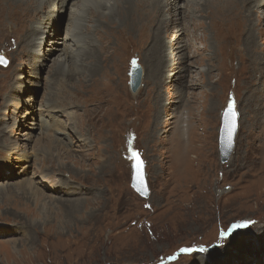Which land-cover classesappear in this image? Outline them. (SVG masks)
<instances>
[{
    "label": "rangeland",
    "instance_id": "374dc122",
    "mask_svg": "<svg viewBox=\"0 0 264 264\" xmlns=\"http://www.w3.org/2000/svg\"><path fill=\"white\" fill-rule=\"evenodd\" d=\"M222 1L198 5L200 12H193L188 2L186 23L178 15L186 2L169 3L166 15L175 18V24L163 36L173 38L180 53L168 48L165 53L174 50L177 65L165 67L169 60L162 47L165 81L159 69L150 76L148 50L158 39L151 31L156 16H146L153 6L146 4L135 18L149 26L143 29L147 38L144 31L116 27L100 53L101 75L94 82L88 73L76 76L72 68L78 63L69 59L61 74L71 78L53 84L50 70L56 68V57H64L63 51L41 60L45 67L21 64L12 69V56L1 50L0 56L7 59L0 64L1 77L11 72L13 85L22 92L16 95L21 99L18 106L0 107V128L6 129L0 133V161L9 143L30 158L23 164L13 159L14 172L0 173V264H264V62L254 61L245 41L246 14H251L254 43L264 60V2L255 0L250 6L240 0ZM4 3L12 15L15 2ZM111 18L120 26L121 18ZM68 23L67 15L65 26ZM66 31L55 33V38ZM115 36L121 42L131 36L128 56L115 49ZM30 47L36 49L35 44ZM47 47L51 45L44 46V53ZM134 61L143 69L136 92L130 86ZM179 67L183 71L175 74ZM103 86L106 93H99ZM99 97H105L108 106L90 123L93 106L86 100ZM173 100L184 117L183 108L191 113L187 136L183 122H176L179 113L173 111ZM231 101L239 126L233 153L223 162L219 136ZM162 102H168L166 109ZM46 103L57 105L62 114L68 133L58 136L68 142L66 147L59 138L40 133L38 114L44 113L39 109ZM13 110L20 115L15 127L7 115ZM128 119L131 129L126 128ZM37 148L43 150L40 161L35 160ZM135 152L145 162L148 197L131 185ZM48 153L51 158L44 161ZM0 167L5 169L1 162ZM42 171H51L53 185L62 180L68 188L60 185L61 191L54 192L49 185L43 191ZM33 179L54 200L46 197L37 204L24 184L18 185Z\"/></svg>",
    "mask_w": 264,
    "mask_h": 264
},
{
    "label": "bare ground",
    "instance_id": "6f19581e",
    "mask_svg": "<svg viewBox=\"0 0 264 264\" xmlns=\"http://www.w3.org/2000/svg\"><path fill=\"white\" fill-rule=\"evenodd\" d=\"M5 1L15 2L14 8L12 10L13 11L12 15H10L9 13L10 10L8 9V5L4 3ZM165 1H166V4H164ZM175 1L178 3L180 2V0H0V39H1L0 52L1 50L9 51V54L12 56V69L13 68L19 69L21 64H31L29 66L33 65L36 67V69H39L41 67L46 66V64L43 63L41 60H51L53 59V57H55L58 51H63L64 57H62V55L61 56L59 55V57H56L57 59H55V62H54V66L56 68L52 72L50 70L53 84L56 85L59 82L63 84L64 80L71 78L70 76L66 74H61L63 73V70H62L63 66L66 64V62L69 59L72 60L74 63H76V61L78 63V67L74 69L72 68L76 76H81V75L85 76L88 73V75H90L92 81L94 82V80L98 76L101 75L99 71H101L102 67H99L100 64H98V61L100 58V53L105 51L106 49L105 43H107V39L110 36V32L117 31L116 27H118V30L123 29L124 27L121 28V26L123 25L125 26V28L122 31L128 30L127 32H131L136 29L137 31H144L143 29H145L146 27H149V26H144L135 18V15L141 16V14L138 13L139 7L146 4V7L153 6L151 8L150 13H147L146 16H149L150 14H152L153 16H156L155 25L154 27L152 28L150 27V28L152 32L156 33V37L158 41L154 40L153 44L150 45V48H149L150 52L148 50V53L151 54L152 65H153L152 68L149 67L153 69L150 76L154 77L156 76L158 69L161 71V68L164 67L163 66L164 57H168V60H169L168 64L166 63L167 60L165 62L166 64L164 63L165 67L167 66L172 67L173 65H177V62L173 59L171 55L173 54L175 49L177 50L176 54L177 53L179 54L180 50L179 48H177L178 46L177 47L174 46L173 38L171 39L170 37H168L169 36L168 35L167 37L170 38V40H166V38L163 36V33H167L168 31H170L172 29V26L175 24V18H173L171 15H170L171 17L166 15V12L167 11L169 12V7L171 6L169 3L171 2V4H176ZM201 1L200 0H188L186 2V0H184V2L186 3H184L183 7L181 6L182 8H180L179 10V13H178L179 19L184 21V18L188 17L187 16L188 12L184 10L186 9L188 2L190 4L189 6L192 5L194 7V9L192 8L193 12H200L198 8L199 6L201 7V5L203 4L208 5V3L210 5L211 3H214L215 0H203L202 2ZM228 1L229 0H223L222 2L224 3ZM254 1L255 0H240L241 3L243 2L244 4H248L250 6L252 2ZM261 1L264 2V0H261ZM213 7H216V6H213ZM220 10L222 13V9ZM49 11L53 13L49 15L48 13ZM67 15H68L69 23L65 26V20H66ZM114 15H116L117 20L121 18L119 19L121 22L119 23L120 26L118 24H115V25L113 24V21L111 20L112 19L111 16H114ZM246 15H247V20H246L247 25L246 26H248V29L246 31L247 36L245 38L246 45L249 48L250 56H252L255 62L260 64V63H263L264 60L259 54V50L261 47L256 48L257 45L255 46V43H254L256 29H254L253 27V23H252L253 17L251 14H246ZM263 18H264V11H263ZM104 24H107L106 25L107 30H105ZM185 26L187 27V25ZM190 26H191V23H190ZM91 29H93V32H91ZM64 30H67L64 36L60 35L57 38H55V33L62 34ZM103 31L106 32L107 35H105ZM148 34L149 33L144 31L143 38L146 39ZM25 38L27 39V43H25ZM52 38H54L55 40L54 39L52 40ZM150 38L151 40L153 39L152 36L149 37V39ZM48 39H50V42H48ZM115 40L116 42H118V45L117 46L115 45V49L118 51L119 55L128 56L131 50V36L126 37L123 42L119 41L116 38V36H115ZM32 44H35L36 49L33 47H30ZM45 45H51L50 48L47 47L48 51L46 53H44ZM181 46L182 48L185 46L187 47V44L182 43ZM162 47H166L163 50V53H165V51H167L168 48H171L174 50L171 52L169 51L168 53H165L163 57ZM190 47H193V46H190ZM142 48H143V45H142ZM35 55H39L38 56L39 59L35 60ZM40 56L43 59H41ZM129 59L130 58H128V61ZM188 69L190 68H187L186 72H188ZM181 70L183 71V67H179V69L177 68L175 70V74H178ZM159 73L157 76L158 79H159ZM163 73L164 72H162L161 74V78H163L162 81H165L164 80L165 76ZM175 74H172V75H175ZM60 75H62L64 79L60 80L59 78ZM14 81H15V76H13L11 72H9V77H5V78L1 77V74H0V92L4 93L3 98H5L4 103H0V107L4 108L6 106L7 107L15 106V104L18 106L20 104L16 101L17 100L20 101L21 99H17L16 95H17V92L21 93L22 91H20L19 86L15 87V84L13 85ZM106 83H108V79L105 81V85ZM105 88L106 86L105 87L103 86L101 92L99 93H106ZM92 93L93 92H91V94ZM157 96L160 97L161 95H157ZM27 100L28 99H26V102ZM86 101L91 102L90 106H93V109L92 108L91 109L94 112V115H91L89 117L90 123L95 122L94 120H96L95 119L96 116L98 117L99 115V114L95 115V113L101 110L102 108H104L105 105L106 107L108 106L107 99L105 97H99V98L87 99ZM157 105L158 103L156 102V106ZM166 105H164V102H162L160 106L162 108H165ZM28 107H31V106L29 105ZM172 107L174 108L173 109L174 112L179 113L177 116L176 122H179L178 119L183 122L184 133H185V136H187L190 132L189 128L191 126L187 117H190L191 113H189V110H187L186 108H183L182 110L184 111V114L187 116V117H184L182 111L181 110L180 112L178 111L179 106L175 103L174 100L172 103ZM56 108H57V105L55 104L50 105V103H46L44 107H41L39 109L40 112L44 111V113L38 114V119H39L38 127L41 131L40 133H44V134L59 138L60 142L64 144V146L66 147L68 142H66L64 139H62V137L58 135L59 134L64 135V134H67L68 132H66L67 129L64 125V122L60 118L62 114L61 113L58 114L59 109L57 110ZM28 109L31 112V108H28ZM9 112L10 111L7 112V115L9 116V120L12 123L11 125L15 127L20 115L18 112L14 110L11 115ZM128 121L129 122H126V126H127L126 128L131 129V119H128ZM5 130L6 129L4 128H0V133L4 135ZM0 138H3V137L0 136ZM5 142H7L6 139H5ZM37 143H38V146H41V141H38ZM7 149H8L7 154L4 157H2V160L0 161L1 163L5 165L4 167L5 169H3V171H1L2 168L0 167L1 175L4 172H9V173L14 172L13 171L14 165L12 164L13 159L23 164V162L27 163L28 159L30 158L24 153H18L17 151H15L16 147L10 143L8 144ZM42 152L43 150L41 149H38V148L35 149V153H36L35 160L36 161H40L42 159L43 157ZM48 154L49 155H47V157L43 159L44 161H46V159H48V161L50 160L51 155L50 153ZM50 175H52L51 171L50 172L42 171L43 180H42L41 188L44 189L43 191L47 192V189L48 190L50 189L49 185L53 186L52 190H54V192L61 191L60 185H63V187H65L64 189L68 188V185H66L62 180H60V183L54 182V185H53L52 180L49 178ZM47 182L49 184H47ZM22 184H24L23 187L26 188L27 192L30 193L31 197L34 199V201L37 204H40L39 202L44 200V198L50 197V196H46L48 194L44 193L43 191L37 188V186L39 185L35 182L34 179L20 182L18 185L21 186ZM8 196L11 197L12 195H8ZM51 200H54V198H51ZM57 201L60 202L59 200ZM8 231L9 229L6 230V228H2L1 232L7 233ZM209 254H210V251H208L206 255H209Z\"/></svg>",
    "mask_w": 264,
    "mask_h": 264
},
{
    "label": "water",
    "instance_id": "95a60500",
    "mask_svg": "<svg viewBox=\"0 0 264 264\" xmlns=\"http://www.w3.org/2000/svg\"><path fill=\"white\" fill-rule=\"evenodd\" d=\"M4 58V57H3ZM6 59V58H5ZM7 60V59H6ZM143 80V69L142 66L134 61L131 66L130 71V86L133 92H136ZM232 107L234 112L236 113L235 117V129H233V117L231 113H229L228 109ZM238 112L235 109V103L233 101L228 103V106L225 108L222 117V126L220 130L219 136V144H220V154L221 161L227 162L235 148L236 136L238 133ZM137 152L133 155V174L131 185L132 187L142 196L148 197L150 190L147 183L146 170H145V162L140 157Z\"/></svg>",
    "mask_w": 264,
    "mask_h": 264
},
{
    "label": "snow or ice",
    "instance_id": "6c2138e0",
    "mask_svg": "<svg viewBox=\"0 0 264 264\" xmlns=\"http://www.w3.org/2000/svg\"><path fill=\"white\" fill-rule=\"evenodd\" d=\"M0 64H7V60L5 58H3L2 56H0ZM228 111H229V113H231V115L233 117V129H235V117H236V113L234 112V110H233L232 107H229ZM183 251H187V250H183Z\"/></svg>",
    "mask_w": 264,
    "mask_h": 264
}]
</instances>
